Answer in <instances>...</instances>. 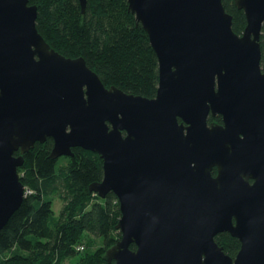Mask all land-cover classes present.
Listing matches in <instances>:
<instances>
[{"label":"water","instance_id":"95a60500","mask_svg":"<svg viewBox=\"0 0 264 264\" xmlns=\"http://www.w3.org/2000/svg\"><path fill=\"white\" fill-rule=\"evenodd\" d=\"M128 3L158 56L152 98L52 48L29 0H0V231L27 193L24 154L52 138L53 159L75 147L103 159L90 190L122 212L106 264H264V0H235L242 34L223 0Z\"/></svg>","mask_w":264,"mask_h":264},{"label":"trees","instance_id":"16d2710c","mask_svg":"<svg viewBox=\"0 0 264 264\" xmlns=\"http://www.w3.org/2000/svg\"><path fill=\"white\" fill-rule=\"evenodd\" d=\"M29 3L37 6V28L52 48L67 57H83L107 87L156 96L158 56L128 0H88L84 12L80 0ZM223 4L233 16L234 31L242 34L247 24L244 11L235 0ZM260 43L264 68V26ZM221 121L220 115L210 116V122ZM53 146L54 140L48 138L24 154L18 171L27 193L0 231V264H106V251L122 237L115 193L101 197L90 190L104 177L100 155L75 147L72 156L53 159ZM56 199L62 201L59 214L53 206ZM92 238L101 239L103 246L85 249L82 243ZM215 239L227 254L236 256L241 246L237 238L223 232Z\"/></svg>","mask_w":264,"mask_h":264},{"label":"rangeland","instance_id":"374dc122","mask_svg":"<svg viewBox=\"0 0 264 264\" xmlns=\"http://www.w3.org/2000/svg\"><path fill=\"white\" fill-rule=\"evenodd\" d=\"M53 206H54V210H55L56 214H59L61 207H62V201L59 199H56ZM82 244L86 245L85 249H89L91 251H94L97 248H100L101 246H103L101 239H94V238H92L90 240V242L88 241V239H85V241ZM81 250L83 251L82 248H81ZM66 264H70V261L66 262Z\"/></svg>","mask_w":264,"mask_h":264},{"label":"flooded vegetation","instance_id":"af4514ba","mask_svg":"<svg viewBox=\"0 0 264 264\" xmlns=\"http://www.w3.org/2000/svg\"><path fill=\"white\" fill-rule=\"evenodd\" d=\"M210 116H212V115H210ZM221 117H222V116H221ZM208 120H209V123H211V122H210V117H209ZM216 123H217V122H216ZM218 123H222V121H221V122H218ZM216 174H217V169L214 168V169H213V175H216Z\"/></svg>","mask_w":264,"mask_h":264}]
</instances>
